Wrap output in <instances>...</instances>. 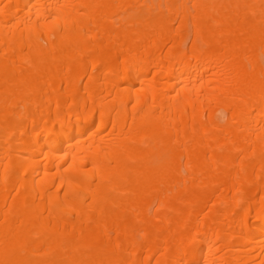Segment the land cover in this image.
<instances>
[{
    "label": "bare ground",
    "instance_id": "1",
    "mask_svg": "<svg viewBox=\"0 0 264 264\" xmlns=\"http://www.w3.org/2000/svg\"><path fill=\"white\" fill-rule=\"evenodd\" d=\"M0 264H264V0H0Z\"/></svg>",
    "mask_w": 264,
    "mask_h": 264
}]
</instances>
